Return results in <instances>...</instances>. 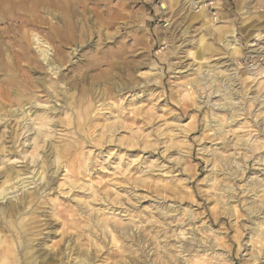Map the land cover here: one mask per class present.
Listing matches in <instances>:
<instances>
[{
	"label": "rangeland",
	"instance_id": "rangeland-1",
	"mask_svg": "<svg viewBox=\"0 0 264 264\" xmlns=\"http://www.w3.org/2000/svg\"><path fill=\"white\" fill-rule=\"evenodd\" d=\"M80 1L0 2V264H264V2Z\"/></svg>",
	"mask_w": 264,
	"mask_h": 264
},
{
	"label": "bare ground",
	"instance_id": "bare-ground-1",
	"mask_svg": "<svg viewBox=\"0 0 264 264\" xmlns=\"http://www.w3.org/2000/svg\"><path fill=\"white\" fill-rule=\"evenodd\" d=\"M2 1H4V0H2ZM14 1V0H13ZM23 1V0H22ZM26 1V0H25ZM41 1V0H40ZM51 1H53V0H51ZM71 1V0H70ZM81 1H84V0H81ZM80 1V2H81ZM91 1H93V0H91ZM0 2H1V0H0ZM37 2V1H36ZM44 2H46V1H44ZM98 2V1H97ZM3 3V2H2ZM63 3V2H62ZM83 3V2H82ZM87 3V2H86ZM5 4V3H4ZM18 4V3H17ZM46 4H47V2H46ZM45 4V5H46ZM84 4V3H83ZM59 5V4H58ZM92 5V4H91ZM49 6V5H48ZM73 6V5H72ZM86 6V5H85ZM60 7V6H59ZM58 7V8H59ZM77 7V6H76ZM81 7H83V6H81ZM1 8V7H0ZM40 8V7H39ZM97 8V7H96ZM49 9H50V7H49ZM69 9V8H68ZM75 9V8H74ZM14 11H15V9H14ZM17 11V10H16ZM47 11V10H46ZM56 11V10H55ZM80 11V10H79ZM86 11V10H85ZM50 12V11H49ZM53 12V11H52ZM83 12V11H82ZM81 12V13H82ZM90 12V11H89ZM109 12V11H108ZM7 13H8V11H7ZM105 13V12H104ZM6 14V13H5ZM10 14V13H9ZM68 14L70 15V16H75L76 14H78V13H76V11H70V12H68ZM86 14V13H85ZM89 14V13H88ZM62 15V14H61ZM15 16V15H14ZM17 16V15H16ZM83 16V15H82ZM62 17V16H61ZM88 18H89V16H88ZM14 19V18H13ZM16 19H17V17H16ZM12 20V19H11ZM66 20V19H65ZM83 20V19H82ZM10 21V20H9ZM15 21V20H14ZM23 21V20H22ZM92 21V20H91ZM16 22V21H15ZM18 22V21H17ZM16 22V23H17ZM50 22V21H49ZM65 22V21H64ZM71 22V21H70ZM109 22V21H108ZM113 22V21H112ZM8 23V22H7ZM25 23V22H24ZM54 23V22H53ZM77 23H80V27H81V32H80V36L82 37L83 35H84V31H85V26H87L88 24V22L87 21H84V22H79V21H77ZM101 24H103V21L102 22H100ZM104 23H107V22H104ZM53 25V24H52ZM108 25V24H107ZM106 25V26H107ZM105 26V27H106ZM68 27V26H67ZM76 27H78V26H76ZM84 27V28H83ZM109 27V26H108ZM62 28V27H61ZM96 28H97V26H96ZM107 28V27H106ZM68 29V28H67ZM71 29V28H70ZM104 29V28H103ZM53 30V29H52ZM97 31V30H96ZM57 32V31H56ZM64 33V32H63ZM101 33V32H100ZM7 34V33H6ZM8 35V34H7ZM59 35V34H58ZM10 37V36H9ZM59 38H61V37H59ZM104 38V37H103ZM12 39V38H11ZM39 40H40V38H38ZM62 39V38H61ZM11 42V41H10ZM14 44V43H13ZM59 45V44H58ZM8 47V46H7ZM20 48V47H19ZM56 51V50H55ZM18 52H19V54L18 55H20L21 56V58H26V59H30L29 58V56L27 55V51L26 50H24V48H23V52H20L19 51V49H18ZM39 52H40V55H41V57H42V59L43 60H45V61H47V62H49V59H50V55H51V52H50V48L47 46V45H45V44H43V43H40V49H39ZM12 54V53H11ZM4 56V49L3 50H1V48H0V59L2 58ZM5 57H6V55H5ZM15 58V57H14ZM32 59V58H31ZM53 59V58H52ZM14 61V62H13ZM12 62H8V61H5V63H0V73H3V77L1 78V85H0V100H2V99H8V97L9 96H11L10 95V93H9V89H10V87H12V85H13V82H14V80L17 78V76L19 75V76H22L23 77V83H21L22 84V87H23V89L26 91L27 89H31V82L28 80V78H27V66H24V65H22V64H20V62L19 61H17V60H13ZM22 63V62H21ZM48 64V63H47ZM51 66V65H50ZM53 71V70H52ZM16 72V73H15ZM56 73V72H55ZM1 75V74H0ZM18 80V79H17ZM6 85V86H5ZM19 94H21V93H19ZM23 96V95H22ZM47 121V118L45 119H41L40 120V124H41V126H40V128L38 129V131L36 132V137L33 139L35 142H34V147H33V150L35 151V152H37L36 153V155L37 156H39V148L41 147V145H40V143H41V141H42V136L43 135H41V133H40V131H42V128H44L46 125H48V122H46ZM39 124V123H38ZM43 132V131H42ZM46 136V135H45ZM238 145V144H237ZM10 147V146H9ZM8 147V148H9ZM13 147V146H12ZM7 147L5 148L4 146H3V149L4 150H2V152H3V158L0 156V165H3V167H5V171H4V173H3V175H5V176H7V178H9V176L11 177V173H13V172H16V176H19L20 174H22V173H20V171L19 170H17V171H15V170H13V163L14 162H17L18 161V159L20 158L19 156L20 155H18L19 153L18 152H13V151H11L10 149H8ZM1 155V154H0ZM36 155L33 153V152H31L30 150H25L24 152H23V160H25L26 159V161L28 162V163H26V164H32V163H35L36 162ZM5 158H7V159H5ZM45 159V158H44ZM22 160V159H21ZM53 161V160H52ZM54 161L55 162H57L58 164L61 162L60 161V156H59V154H57L56 155V158L54 159ZM51 162V161H50ZM54 162V163H55ZM44 163V164H43ZM42 163V165H44V166H46V164H45V161ZM52 164V163H51ZM16 165V164H15ZM40 166L42 169H41V173H40V175H42L43 176V178L45 177L44 176V174L47 172L45 169H44V166ZM49 165V164H48ZM231 165V164H230ZM48 167V166H47ZM47 167H45V168H47ZM48 169V168H47ZM46 171V172H45ZM39 175V176H40ZM42 178V179H43ZM259 182V181H258ZM34 183H36V182H34ZM32 185V184H31ZM5 188L4 189H1L0 190V193L2 194V193H4L5 192ZM7 196V195H6ZM257 211V210H256ZM64 212V211H63ZM258 212V211H257ZM64 218V217H63ZM62 219V218H61ZM259 227V226H258ZM262 232H264V231H262ZM51 246V245H50ZM50 248V247H49ZM51 250V249H50ZM72 251H70V253H71ZM51 253V252H50ZM59 253V252H58ZM49 255H51V254H49ZM70 256V255H69ZM49 257V256H48ZM55 257V256H54ZM71 257V256H70ZM87 257V256H86ZM37 258V257H36ZM57 258V257H56ZM80 258V257H79ZM88 258V257H87ZM86 258V259H87ZM41 259V258H40ZM85 259V260H86ZM52 260H54V259H52ZM57 260V259H56ZM39 261V260H38ZM42 261V260H41ZM77 261V260H76ZM79 261H81V264L82 263H84L83 262V260H82V258H80V260ZM78 261V262H79ZM40 262V261H39ZM89 263V262H88ZM37 264V263H36ZM40 264V263H39ZM85 264V263H84Z\"/></svg>",
	"mask_w": 264,
	"mask_h": 264
},
{
	"label": "crops",
	"instance_id": "crops-1",
	"mask_svg": "<svg viewBox=\"0 0 264 264\" xmlns=\"http://www.w3.org/2000/svg\"><path fill=\"white\" fill-rule=\"evenodd\" d=\"M264 2V0H261ZM243 7V8H242ZM236 13L240 15V17H258V16H252L249 13V3L246 0H241L236 3ZM222 17H233L232 12H225L223 10ZM264 17V15L260 16Z\"/></svg>",
	"mask_w": 264,
	"mask_h": 264
}]
</instances>
